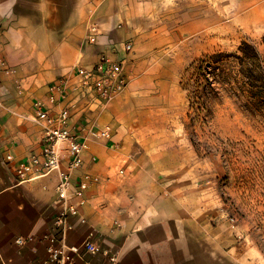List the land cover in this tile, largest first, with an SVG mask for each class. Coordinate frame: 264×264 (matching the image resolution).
<instances>
[{"label": "crops", "instance_id": "1", "mask_svg": "<svg viewBox=\"0 0 264 264\" xmlns=\"http://www.w3.org/2000/svg\"><path fill=\"white\" fill-rule=\"evenodd\" d=\"M172 1L177 0H0V58L14 70L0 72V264L47 259L62 212L57 187L66 173L75 185L84 173L101 179L86 194L87 204L67 235L69 245L90 241L101 249L85 256L91 264H264L254 243L236 240L226 224L202 223L195 205L201 200L170 187L171 179L147 174L151 163L135 156L153 146L136 145L133 137L127 99L133 40L145 20ZM93 27L96 44L89 41ZM127 42L134 45L127 91L105 112L74 111L72 129L88 144L82 167L71 171L64 155L60 173L33 170L21 177L20 168L42 153L35 118L38 104L52 107L49 87L71 77L77 66L95 63L101 53L123 55ZM107 125L111 139L103 135Z\"/></svg>", "mask_w": 264, "mask_h": 264}, {"label": "rangeland", "instance_id": "2", "mask_svg": "<svg viewBox=\"0 0 264 264\" xmlns=\"http://www.w3.org/2000/svg\"><path fill=\"white\" fill-rule=\"evenodd\" d=\"M258 7L264 0H177L158 9L133 40L127 99L135 144L153 146L135 154L151 163L146 173L171 179L170 187L200 199L198 220L226 224L236 240L254 243L264 257V102L249 106L238 97L241 67L235 58L227 71L237 84L221 87L205 67L214 84L213 90L200 89L204 102H193L186 90L189 68L206 56L241 55L248 43L263 63L264 25H247L237 16Z\"/></svg>", "mask_w": 264, "mask_h": 264}, {"label": "built area", "instance_id": "3", "mask_svg": "<svg viewBox=\"0 0 264 264\" xmlns=\"http://www.w3.org/2000/svg\"><path fill=\"white\" fill-rule=\"evenodd\" d=\"M97 29L93 27L89 36L91 44H96ZM123 55L116 57L101 53L95 63L89 66H77L71 77L61 79L49 87L50 108L43 104L37 105L35 121L42 128V153L31 159L19 170L24 177L35 170L40 175L60 173L64 155L70 158L69 169H79L83 165L82 155L88 144L80 141L72 129L74 111L79 107L87 111L105 112L109 105L120 98L130 84L128 67L129 55L134 51L131 42L123 44ZM112 51L118 50L113 45ZM0 72L12 74L14 70L8 67L0 58ZM103 135L112 138V128H103ZM61 180L57 187L58 202L62 212L57 218V234L52 237L47 259L42 264H91L86 255H96L101 249L87 241L80 246L69 245L67 235L72 229L71 220L79 215L80 209L86 206V194L98 186L101 179L93 173H84L72 182L71 174H60ZM19 239L18 243L23 244Z\"/></svg>", "mask_w": 264, "mask_h": 264}, {"label": "trees", "instance_id": "4", "mask_svg": "<svg viewBox=\"0 0 264 264\" xmlns=\"http://www.w3.org/2000/svg\"><path fill=\"white\" fill-rule=\"evenodd\" d=\"M239 53L237 54H214L211 56H206L203 60L197 64L192 65L188 73L190 75L189 84L186 88L190 92V100L193 102L202 101L204 102V96L200 89H205L208 86L213 90V82L207 78L204 74L205 67H211L212 70L217 74L216 79L219 81L221 87L231 86L232 84H237L236 80L233 79L232 73H230L229 66L230 60L232 58L237 59L238 65L240 68V83L241 86L238 88L240 94L239 98L244 99L249 106H256L264 102V61L263 63H258L261 55L258 49L248 43H244L239 48ZM228 68V69H227ZM195 85L196 89L193 90ZM194 87V88H195ZM191 110L193 109V104L190 106ZM205 110L200 112L199 120H202L201 115Z\"/></svg>", "mask_w": 264, "mask_h": 264}, {"label": "bare ground", "instance_id": "5", "mask_svg": "<svg viewBox=\"0 0 264 264\" xmlns=\"http://www.w3.org/2000/svg\"><path fill=\"white\" fill-rule=\"evenodd\" d=\"M237 16H242L247 25H264V7H258L253 11L240 12Z\"/></svg>", "mask_w": 264, "mask_h": 264}]
</instances>
